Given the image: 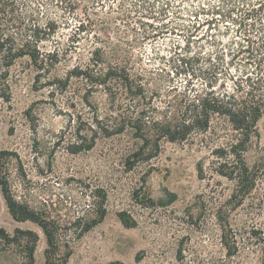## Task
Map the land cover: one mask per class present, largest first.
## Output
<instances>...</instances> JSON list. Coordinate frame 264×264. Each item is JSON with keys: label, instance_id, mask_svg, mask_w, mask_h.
Segmentation results:
<instances>
[{"label": "rangeland", "instance_id": "obj_1", "mask_svg": "<svg viewBox=\"0 0 264 264\" xmlns=\"http://www.w3.org/2000/svg\"><path fill=\"white\" fill-rule=\"evenodd\" d=\"M131 1L135 0L21 1L26 20L44 30L50 26L51 33L39 44L41 68L28 57L8 68L0 62V151L10 153L2 172L12 196L67 220L81 214L84 200L94 189L104 190L106 217L80 239L69 234L72 253L67 264H180L179 252L183 264H263L258 226L264 223V184L257 182L242 205L234 207L230 202L234 184L211 172L208 151L197 142L162 141L157 157L131 169L126 160L140 140L130 132L100 137L88 152L67 150L70 142L79 143L73 128L77 114L95 111L104 119L114 112L104 88L89 87L81 78L69 77L70 73L93 65L97 54L103 62L100 69L115 59L125 61L151 88L164 91L181 84L184 76L176 75L174 54L184 53V36L207 31V25H197L205 16H194L214 2L169 0L167 18L155 21L120 15L121 6L129 7ZM137 19L159 28L165 24L166 29L155 39H137L140 35L134 36L126 27L131 28ZM194 36L191 53L198 46L207 53L213 49L207 40L195 43ZM54 50L58 55L53 57ZM60 82H66V88ZM258 132L259 146L264 148V114ZM257 157L256 149L249 151V165ZM199 162L204 179L198 176ZM168 193L175 194L176 200L164 205L170 199ZM120 212L130 216L134 227L121 223ZM225 221L241 238L232 257L226 255L220 239V224ZM17 228L39 234L34 264H45L43 234L30 222H15L0 192V229L13 236ZM252 230L256 237L250 235ZM24 261L19 247L0 240V264Z\"/></svg>", "mask_w": 264, "mask_h": 264}, {"label": "trees", "instance_id": "obj_2", "mask_svg": "<svg viewBox=\"0 0 264 264\" xmlns=\"http://www.w3.org/2000/svg\"><path fill=\"white\" fill-rule=\"evenodd\" d=\"M21 1L0 0V62L8 68L17 59L28 57L41 68L44 60L40 58L39 44L50 35L51 28L44 30L35 22L29 23ZM168 3L169 0H135L129 7L121 6L120 15L127 18L136 14L141 19L163 21L168 15ZM195 13L194 18L205 16L197 25H207V31L201 36H190H194L195 43L209 41L213 49L207 53L198 46L191 53V37L184 36V53H175L173 59L176 75L184 76L181 84L168 86L164 91L151 88L150 82L141 74L132 73L125 61L115 59L100 69L98 66L103 62L97 54L93 65L70 73L69 77L81 78L89 87L104 88L114 112L104 119L95 111L77 114V125L73 128L79 143L70 142L67 150L71 154L88 152L100 137L130 132L134 139L140 140L126 160L131 169L157 157L162 141L197 142L208 151L211 172L234 184L230 202L238 207L257 182L264 184V148L259 146L258 132V122L264 114V0H214ZM137 24L138 27L134 26ZM134 25L126 26L127 30L134 36L140 35L137 39L142 40L155 39L166 29L165 24L159 28L140 19ZM192 28L197 32L196 26ZM57 55L58 51L54 50L51 56ZM62 84L66 88V82ZM85 104L90 107L87 100ZM72 117L70 114L69 127ZM253 149L258 157L249 165L246 155ZM9 156L8 151H0V192L8 213L17 223L30 222L39 228L45 239V264H67L72 253L69 234L80 239L104 220L106 193L94 189L84 200L81 214L67 220L53 216L46 209L32 208L11 194L2 172ZM198 176L205 178L202 162L198 163ZM168 195L170 199L165 204L160 202L162 205L176 200L175 194ZM118 217L125 227H134L135 222L128 214L120 212ZM220 225L221 244L226 255L232 257L241 238L227 221ZM256 234L254 230L250 232L253 237ZM39 239L33 230L17 228L10 236L0 229V240L6 246L16 245L21 249L23 264H34ZM258 244L264 246V223L258 226ZM179 255L183 264L181 252Z\"/></svg>", "mask_w": 264, "mask_h": 264}]
</instances>
